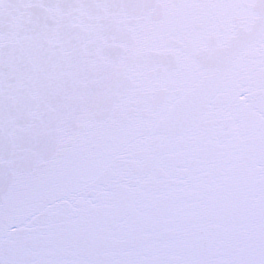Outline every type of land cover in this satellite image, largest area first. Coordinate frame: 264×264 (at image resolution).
<instances>
[{"label": "snow or ice", "instance_id": "1", "mask_svg": "<svg viewBox=\"0 0 264 264\" xmlns=\"http://www.w3.org/2000/svg\"><path fill=\"white\" fill-rule=\"evenodd\" d=\"M0 264H264V0H0Z\"/></svg>", "mask_w": 264, "mask_h": 264}]
</instances>
